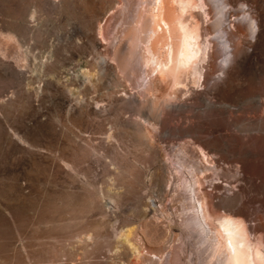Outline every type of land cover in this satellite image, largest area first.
Segmentation results:
<instances>
[{"label":"bare ground","instance_id":"1","mask_svg":"<svg viewBox=\"0 0 264 264\" xmlns=\"http://www.w3.org/2000/svg\"><path fill=\"white\" fill-rule=\"evenodd\" d=\"M99 2L0 0V150L12 159L0 219L20 234L15 252L35 256L55 230L59 242L70 232L69 257L99 239L109 243L92 254L146 257L153 228L177 223L159 198L182 209L202 264H264V0H111L127 22L114 47L120 20ZM138 71L140 97L119 77ZM78 128L100 143L85 145ZM99 152L121 189L97 186ZM67 192L92 200L82 227ZM39 202L45 211L31 212ZM161 255L149 264H179L176 251Z\"/></svg>","mask_w":264,"mask_h":264},{"label":"rangeland","instance_id":"2","mask_svg":"<svg viewBox=\"0 0 264 264\" xmlns=\"http://www.w3.org/2000/svg\"><path fill=\"white\" fill-rule=\"evenodd\" d=\"M100 1H104V0H100ZM108 1V2H107ZM111 1V0H110ZM109 0H105V2L106 3H110V4H107L106 5V7H108L107 9H106V12H105V14H106V16L104 15V19H105V17L107 18L108 16H111V14L113 15V16H117V17H119V18H117L118 20H120V21H118V22H116V23H114L113 24V28H112V39L110 40V42H109V44H110V46H112V47H114V45L116 44V43H118V42H120L122 39H121V36L118 34V35H116L121 29H122V26H126V23H125V21H126V19H124L125 17L123 16L124 14H123V11H121L120 12V7H121V3H119V2H116V3H113L112 4V2H110ZM115 1H117V0H115ZM133 4H135L136 3V5H137V1H140V0H130ZM134 1H135V3H134ZM103 3V6L106 4H104V2H99V4L101 5ZM131 3V4H132ZM117 4V5H116ZM116 5V6H115ZM118 6H120V7H118ZM121 13V14H120ZM120 14V15H119ZM44 16H46V14H44L43 15V17ZM54 15H52L51 16V18H50V24L51 25H53V24H58L59 22L61 23V21H63L62 19H56V18H58L56 15L53 17ZM116 16H115V18H116ZM244 16L243 15H241V17L240 18H243ZM55 20H57V21H54L53 19ZM116 20V19H115ZM125 20V21H124ZM51 22H53V23H51ZM55 22V23H54ZM226 24V26L227 27H229V23H230V21H227V22H225ZM217 35V34H216ZM215 35V36H216ZM218 50L220 51V55H221V57L218 59V63H220V66L223 64V59H224V57L226 56V55H224L225 53H226V50L224 49V46H223V44H222V39H219V45H218ZM95 52V51H94ZM93 52V50H90V51H88V56L90 57V58H95L96 56H97V53L95 52L94 53ZM64 54H63V56L65 55L66 56V53L65 52H63ZM139 60L137 59V62H136V64H137V66L140 68V73L142 74V78L145 76V67H142L141 66V64H140V62H138ZM140 64V65H139ZM141 69H142V71H141ZM139 71L138 72H136L135 73V75H133V73H132V78H130L129 80H127V79H125L123 76H121L122 74H120V76L119 77H121V82H124L125 84H127V85H129V87H130V90H132V92H136L137 93V95L140 97V90L143 88L142 86H140V83L143 81L142 80V78L140 77H138L137 75V73H139ZM218 75H223V72L222 71H219L217 74H216V76H218ZM123 77V78H122ZM124 79H125V81H124ZM211 82V81H210ZM134 86L136 87V88H134ZM142 87V88H141ZM202 87V86H201ZM200 87V88H201ZM203 88V87H202ZM10 95H12V94H10ZM189 94H185L183 97L184 98H186V96H188ZM126 117H129V115L128 114H126L125 115ZM164 116V114H162V117ZM132 118H135V117H132ZM99 120H100V118L98 119V120H96L95 121V123H97L98 124V122H99ZM101 121V120H100ZM108 122V123H107ZM99 123H101V122H99ZM189 123H190V121H188V123L186 122L184 125L185 126H188L189 125ZM102 124V123H101ZM106 124H107V126H106V128L107 129H110L111 128V123L109 122V121H106ZM78 130H79V132L82 134V136H84L85 137V139L83 140V143L85 144V145H88V140L90 139V138H92L93 137V139L91 140V143H93V144H99L100 142L99 141H101V137H102V134H100L99 135V133H92L90 130H88V131H82V130H80L79 128H78ZM103 136H105V134L103 135ZM88 137V138H87ZM97 137V138H96ZM88 139V140H87ZM85 141V142H84ZM86 141H87V143H86ZM172 148V147H171ZM97 151H100V150H96V152ZM100 154H101V152H99L97 155L95 154L94 156H92V160H94L95 161V165H96V168H95V174L93 175L94 177H95V182H97V186L98 187H100V188H104L105 190H107V189H109V188H117V189H121L120 188V186L121 185H119V184H113V179L111 178V176L110 175H108L107 174V172L104 170V166H105V159H103V158H101L100 157ZM11 156L10 155H8L7 153H5L4 151H2V150H0V191H2L3 189H4V187H7V185L11 182L10 180H11V178L9 179V176H8V174L5 172L6 170H5V168L10 164V162H11ZM106 160H109V159H107L106 158ZM4 171V172H3ZM6 173V174H5ZM80 193V194H79ZM79 193H77V194H74V195H72V194H68V192H67V194L66 195H68V201H67V203H68V207H69V204H71L70 205V210H72V215H73V213H74V218H73V220H72V223L73 224H76V222H77V224H78V222H80L81 221V223L80 224H82L83 225V223H86L88 220H83V218L84 219H87V217H88V215L90 214V215H92V214H94V211L92 210L93 209V203H92V200L88 197V196H86V195H84L82 192H79ZM81 193H82V195H81ZM49 195V194H48ZM48 195H46V198L44 199V200H46L47 198H50V196H51V198H53V194L51 193L50 194V196H48ZM78 195V196H77ZM84 195V196H83ZM88 198V199H86V197ZM72 199H71V198ZM85 197V198H84ZM133 198H131V200H130V198H129V201H128V203H127V201H126V210H127V213L126 214H130L132 211V209L134 208V205H135V203H136V200L134 199L135 198V196H132ZM84 198V199H83ZM72 201H71V200ZM158 200H160L159 198H157ZM74 200V201H73ZM87 200H89V203L87 202ZM158 200H156V202H157V204H156V207L158 208V212H160L161 213V210L163 209V208H165V209H163V211L164 212H166L165 214V216H167V217H171L172 219H174V220H177V223L176 224H170V223H164V224H162L161 226H155V228H153L154 230H155V232H154V230H153V239H152V241H151V244L149 245V252H151V253H146V257L144 256V257H139V259H138V257H136V256H131V257H129L131 260H134L133 262H131V260L129 259V258H127V257H125V258H121L122 259V263H120L121 262V259H118V258H114V257H110V256H106V255H104V254H100V256L98 255V254H96V253H91L90 251H92L91 249H93L94 250V248L95 247H99V248H101L102 246H105L106 244H108L109 243V241L108 242H106V240L105 239H103V240H105V241H100V240H102V239H99V240H97L96 242H89V243H87V245H88V247L87 246H84V245H86L85 243H84V245H83V243H82V245L84 246H81L80 244L81 243H76V245H79V246H77V248L76 249H78V251H79V253L78 252H76V254L77 255H75V256H70L69 257V255L66 253H62V250L64 249V248H66L67 247V245L69 244V242H68V244H65L64 245V239H68V237L65 235V234H67L68 235V233L70 234V232H66V231H63V233H65V234H63V242L62 241H60L59 242V240L58 239H56V237H57V235H58V231H55V230H53V231H51V235L50 236H48V237H46V238H44V239H42L40 242L41 243H38L36 246H34L35 247V249H38L37 250V254L35 255V256H32V257H27V256H23V255H18L16 252H15V246L17 245H19V243H16L17 242V240H19V238H20V234H19V232L17 231V229H15V227L14 226H10L9 224H7V223H5V222H3V220H1L0 219V264H149V262H150V259L153 257L154 259L155 258H160V257H164V256H166V255H161V254H167L168 252H169V250H173V251H176L177 252V254H178V258H179V264H202V259H203V254H202V252L199 250L200 248V246H199V240L196 238V237H189V238H187V236L183 233V231H182V228H181V226L179 225V223H178V221L181 219V208L176 204V205H174V204H172V202H170V201H162V200H160L159 201V203H158ZM84 201V202H83ZM134 201V202H133ZM44 202V201H43ZM133 202V203H132ZM161 202V203H160ZM88 203V204H87ZM163 203V204H162ZM166 204V206H165V204ZM40 206H39V205ZM36 203V204H34L33 205V209H30L31 210V212L32 211H34V212H36V210H37V212H41V211H45V206L42 204V202L40 203ZM42 204V205H41ZM86 204V205H85ZM128 204V205H127ZM161 204V205H160ZM90 205V206H89ZM159 205V206H158ZM128 206V207H127ZM161 206V207H160ZM45 207V208H44ZM72 207V208H71ZM83 207H85V208H83ZM130 207V208H129ZM132 207V208H131ZM90 208H91V210H90ZM159 209H160V211H159ZM81 210L82 211H84V212H82L81 213ZM92 211V212H90V211ZM166 210V211H165ZM19 211V210H18ZM81 215H80V214ZM85 214V213H87L84 217L82 216V214ZM78 214V215H80V216H76V215ZM83 214V215H84ZM31 215H35V214H32L31 213ZM73 216H71V217H73ZM75 217H78V219L80 220V221H77L76 220V218ZM80 217V218H79ZM91 218H93V217H91ZM41 219L42 220H46L47 219V217H46V214L45 215H42L41 216ZM82 219V220H81ZM90 219V218H89ZM20 220V219H19ZM73 221H75V223L73 222ZM83 221V222H82ZM86 221V222H85ZM90 222H88V225L87 224H85L86 225V227L87 228H90L91 227V225H93V222L94 221H91V220H89ZM20 222H21V220H20ZM92 222V223H91ZM75 225V226H77V227H79L78 225H80V224H78V225ZM91 224V225H90ZM76 227V228H77ZM80 227H82L81 225H80ZM92 228V227H91ZM78 229V228H77ZM76 229V230H77ZM11 230V231H10ZM163 230V231H162ZM167 232V233H166ZM164 233V234H163ZM59 234H62V232H59ZM65 235V236H64ZM69 236V235H68ZM162 237V238H161ZM59 242V244H58V242ZM99 241V242H98ZM62 242V244L64 245V246H61V243ZM67 242V241H66ZM92 243V244H91ZM96 243V244H95ZM103 243V244H102ZM16 244V245H15ZM90 244V245H89ZM105 244V245H104ZM102 245V246H101ZM152 245V246H151ZM69 246V245H68ZM81 246V247H80ZM94 246V247H93ZM60 247H64V248H60ZM88 249H87V248ZM86 250H84V249ZM151 248V249H150ZM153 248V249H152ZM67 249V248H66ZM90 249V250H89ZM56 250V251H55ZM61 250V251H60ZM53 251H54V253L55 254H53ZM61 252V254H60V252ZM85 251V252H84ZM155 251V252H154ZM86 252H88L87 254H86ZM154 252V253H153ZM158 252H159V254H158ZM59 253V254H58ZM91 253V254H90ZM149 254V255H148ZM151 254V255H150ZM152 254H153V256H152ZM64 255V256H63ZM79 255V256H78ZM158 255V256H157ZM23 256V257H22ZM61 256V257H60ZM68 256V257H67ZM97 256V257H96ZM64 257V258H63ZM74 257H75V259H74ZM77 257H78V259H77ZM136 257V258H135ZM61 258V259H60ZM68 258V259H67ZM98 258H100V259H98ZM134 258V259H133ZM146 258V259H145ZM68 260L67 262H65L66 260ZM72 259V260H71ZM73 259H74V261H73ZM77 259V260H76ZM102 259H103V261H102ZM112 259V260H111ZM116 259H117V261H116ZM125 259H126V261H125ZM129 259V261H130V263L127 261ZM64 261V262H62V261ZM160 260V259H159ZM158 260V261H159ZM73 261V262H72ZM100 261V262H99ZM70 262V263H69ZM79 262V263H78ZM99 262V263H98ZM112 262V263H111ZM117 262V263H116ZM119 262V263H118Z\"/></svg>","mask_w":264,"mask_h":264}]
</instances>
